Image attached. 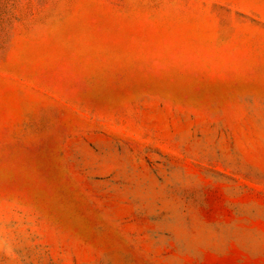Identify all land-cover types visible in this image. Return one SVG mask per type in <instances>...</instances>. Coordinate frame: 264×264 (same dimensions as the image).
<instances>
[{
	"label": "rangeland",
	"instance_id": "obj_1",
	"mask_svg": "<svg viewBox=\"0 0 264 264\" xmlns=\"http://www.w3.org/2000/svg\"><path fill=\"white\" fill-rule=\"evenodd\" d=\"M0 264H264V0H0Z\"/></svg>",
	"mask_w": 264,
	"mask_h": 264
}]
</instances>
